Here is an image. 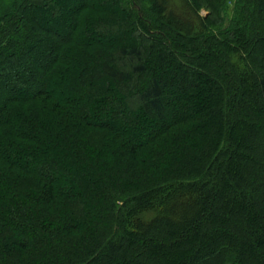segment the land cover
I'll list each match as a JSON object with an SVG mask.
<instances>
[{"label": "trees", "instance_id": "1", "mask_svg": "<svg viewBox=\"0 0 264 264\" xmlns=\"http://www.w3.org/2000/svg\"><path fill=\"white\" fill-rule=\"evenodd\" d=\"M0 264H264V0H0Z\"/></svg>", "mask_w": 264, "mask_h": 264}, {"label": "rangeland", "instance_id": "2", "mask_svg": "<svg viewBox=\"0 0 264 264\" xmlns=\"http://www.w3.org/2000/svg\"><path fill=\"white\" fill-rule=\"evenodd\" d=\"M69 1H80V0H69ZM89 3H93V0H87ZM65 4V3H64ZM63 3H62V5H64ZM66 4H67V0H66ZM66 7H67V5H66ZM65 9H67V8H65V6H64V10ZM45 11V13H46V15H49L51 18H53L54 19V14H55V11H54V7L53 6H51V7H47V9H45L44 10ZM68 12V11H67ZM67 12L65 13V11H63L62 13H61V15L59 16V17H55L56 18V20H57V22H56V25L53 27V29L54 30H56V31H58V32H63L64 31V29H65V27L67 26V22H68V20L70 19V17L69 16H67ZM200 13H201V15H206L207 14V12L205 11V9H202L201 11H200ZM42 27H43V29H47V27H46V22H44V23H42ZM118 29L120 30V28L118 27L117 28V31H118ZM117 31H112V32H107V36L106 37H104L103 39H101V41H104V42H106V41H108L109 40V38H110V36L111 35H113L114 36V34H115V32H117ZM91 37H93V36H91ZM98 38V37H97ZM31 70V66L29 65V67H27L26 68V71H30ZM186 83L188 82L189 84H194L193 83V81L190 79V78H188V79H185L184 80ZM191 82V83H190ZM192 85H188V86H192ZM183 87V86H182ZM21 89L19 90V91H17V95H23V94H25L26 92H25V88H22V87H20ZM33 90L34 89H37L38 88V85H33ZM59 89H62L63 90V88L62 87H58ZM197 89H198V87H196ZM189 94V93H188ZM188 94H185L184 95V97H186ZM64 96H66V97H68L69 96V93H66V94H64ZM195 106H197V105H195ZM135 117H138V114L136 113L135 115H134ZM91 117L92 118H94L93 120L94 121H96V120H99L100 119V117H98V116H95V108L93 107L92 109H91ZM143 126V124H141V122H138L137 123V125H136V127H134V128H132V134H135V133H137V135L140 133V131H141V127ZM129 136H130V134H129ZM59 184V183H58ZM62 185H63V183H61Z\"/></svg>", "mask_w": 264, "mask_h": 264}]
</instances>
